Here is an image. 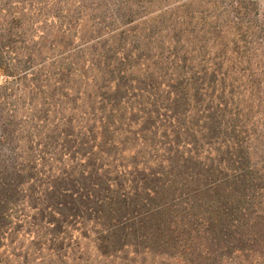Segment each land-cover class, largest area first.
<instances>
[{
	"label": "trees",
	"instance_id": "1",
	"mask_svg": "<svg viewBox=\"0 0 264 264\" xmlns=\"http://www.w3.org/2000/svg\"><path fill=\"white\" fill-rule=\"evenodd\" d=\"M77 1L32 44L46 1L0 0V264H264V68L226 93L235 0Z\"/></svg>",
	"mask_w": 264,
	"mask_h": 264
},
{
	"label": "rangeland",
	"instance_id": "2",
	"mask_svg": "<svg viewBox=\"0 0 264 264\" xmlns=\"http://www.w3.org/2000/svg\"><path fill=\"white\" fill-rule=\"evenodd\" d=\"M45 1L46 6H41L42 8L40 9L41 19H39L38 23L33 26L27 24V27L25 28L27 36H31V39H33L31 40L32 44L38 43V38L42 35V31L44 29L50 37H52L53 33L56 32V27H54V23H51L52 19L49 14L55 13L57 15H61V11L58 12L57 9H59L58 7H62L64 5H68L73 9L78 7L77 3H75L78 2L77 0H62L63 2L59 5L55 3L57 0H44V2ZM21 7L22 6L20 5L15 6L14 3L13 7L10 6L9 8L19 11ZM27 10H31V8H29L28 4L27 6L25 4L23 12H27ZM235 14L236 18H234ZM42 15L50 17L47 18L46 23L43 24L44 28L41 26L42 19L44 18ZM91 15H93V13ZM85 19L87 18L85 17ZM222 22L224 46L223 71L225 73V91L228 94L231 92V88L233 86L232 80L234 77L237 76L239 80L234 87L239 85L242 89L244 86L245 77H243L242 69L245 67L246 59H249L250 63L253 65L252 67L260 66L261 68H264V0H235L232 8L227 6L225 9ZM247 23H253V26L251 24L250 26H247ZM85 30L86 29L83 30L84 33ZM76 31L77 35L75 36V40H73V46L78 45L79 42V28ZM40 40L42 41V38H40ZM49 40L50 39L47 41ZM247 49H249L250 52V55L248 56L243 53L247 51ZM78 58L80 61L86 60L87 51H82ZM3 80L4 79L0 77V86H3ZM89 253H92L91 249L89 250Z\"/></svg>",
	"mask_w": 264,
	"mask_h": 264
}]
</instances>
